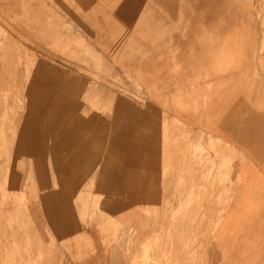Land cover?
<instances>
[{
	"label": "crops",
	"instance_id": "1",
	"mask_svg": "<svg viewBox=\"0 0 264 264\" xmlns=\"http://www.w3.org/2000/svg\"><path fill=\"white\" fill-rule=\"evenodd\" d=\"M0 7L8 21L23 20L25 15L30 21L36 10L60 26V46L69 37L77 44L70 53L86 49L92 55L87 57L88 65L67 61L58 52L52 53L45 39L33 41L28 33L23 34L30 39L17 67L23 80V101L62 102L66 111L59 115L47 109L27 115L26 109L14 106L13 111L10 106L0 110L13 119V127L7 126L6 144L0 140V166L11 167L4 177L8 190L29 201L38 199L27 205L30 214L39 222L42 217L61 240L71 264H133L139 254L123 250L125 225H143L146 215L166 212L164 207L176 211L173 199L181 197L180 192L170 188L159 193L153 185L146 190L143 182L149 184L150 179L141 173L143 130L161 134L164 117H175L185 128L202 131L205 145L208 134L218 137L221 146L237 157L242 181L263 183L258 192L246 193L237 205L235 200L230 204L237 214L230 220L227 208L226 217L215 229L214 252L206 253L201 240L205 252L179 255L175 264H264V0H0ZM96 57L102 63V75L96 71ZM78 69L86 71L85 77L77 74ZM116 74L118 81L112 80ZM139 84L149 91L139 89ZM89 89L97 93L85 94ZM112 95L119 101L114 143L109 142L108 124L115 111L105 109L101 124L93 110L96 101L106 105ZM67 117H87L88 135L71 143L54 141L53 137L81 134L83 122L77 119L76 126L68 129ZM22 128L26 152L18 151L23 148L18 137ZM167 134V143L174 149V133L169 130ZM152 143L146 142L147 149L156 148ZM128 144L141 152L135 159L128 155ZM111 146L119 152L111 154ZM59 151L80 153L69 157ZM22 159H30L31 180L27 183L26 174L14 168ZM62 166H70L71 178L64 177L59 170ZM84 166L88 171L78 173ZM69 180L106 187L101 196L118 199L106 204L112 219L91 224L80 221L71 188L63 184ZM21 182L26 184L20 187ZM250 200L258 202V209L262 203L260 214L253 218L248 215ZM19 204L17 200L9 203L11 213L15 214ZM115 220L120 244L105 252L106 237L100 229ZM149 226L144 234L151 236ZM210 228L205 224L202 232ZM18 251L13 249V253ZM23 253L25 257L18 262L30 263L26 248Z\"/></svg>",
	"mask_w": 264,
	"mask_h": 264
},
{
	"label": "rangeland",
	"instance_id": "2",
	"mask_svg": "<svg viewBox=\"0 0 264 264\" xmlns=\"http://www.w3.org/2000/svg\"><path fill=\"white\" fill-rule=\"evenodd\" d=\"M22 10L24 11V7H22ZM3 13L4 10L0 7V110H5L6 106H10L12 107L10 110L13 111L14 106L15 109H26L28 111L27 115H30L34 111L46 112L47 109H54L60 115V112L66 111L65 103L38 104L30 103L27 100L23 101V80L21 76H18L20 70L17 67L22 64L26 55L25 52L28 51L25 43L30 45V39L38 42L42 41L41 38L45 39L48 44L47 47L52 53L58 52L65 60L83 65H88L87 57L92 58V55L86 49L80 53H70V50L74 46L76 47L77 44L70 42L69 37L63 38V44L60 46V39H58L61 32L60 26L58 27L53 21L46 19L36 10L32 11V13L36 14L33 19L30 18V21L28 20V17H30L28 15L22 16L23 20L21 18L18 21H8L2 15ZM64 30L68 31L67 27ZM22 31L24 32L22 33ZM26 33L31 36L30 39L23 37V34ZM31 45L33 44L31 43ZM95 61L96 63L98 62L95 66L96 71H100L102 75L104 72L99 69L102 63L97 57ZM99 63L101 64L99 65ZM8 65H10L9 68ZM60 69L62 71L65 70L64 72L67 73L66 69ZM77 74L80 77H85L86 71L78 69ZM117 77L118 75L116 74L112 80L118 81ZM112 88L114 87L112 86ZM138 88H144L147 92L149 91L148 87H143L140 84ZM87 92L97 93L96 90L90 89L85 91V94ZM108 102L105 105L104 102L99 103V101H96L93 110L101 124L100 116L103 115L105 109L115 111L111 117L112 121L110 119L111 124H108L111 127L112 134L109 136V142L114 143L116 140H113L114 128L118 126L117 120H119L118 117H115L119 110V101L115 100L112 95L110 102ZM1 115L3 116L1 117ZM43 115L46 114L42 113V117L45 120L47 117ZM10 119L4 113H0V140L2 141L1 138H3L4 144H6L7 126L11 125L13 127V119ZM77 119L83 122L81 134H76L75 137L68 134L64 139L53 137V140L59 141V143L61 141L71 143L78 136L85 138L88 135L86 130L87 117L82 119L67 117V128L70 129L76 126ZM115 119L116 123H114ZM47 125L49 123L45 127ZM160 126L161 134H153L150 130L145 133L147 130L144 129L142 140L140 139L143 143L141 173L144 178L148 176L150 179L149 184L148 182H143V188L148 190L150 185H153V187L158 189L159 193L171 188L179 191L181 197L173 199L175 212L170 207H164V209H167L166 212L146 215V223L144 222L143 225L137 227H130L129 222L125 225L123 221V225L127 227V234L123 235V250L127 254H139L133 264H175V260L179 255L198 254L204 251V249H201V240L205 242L206 253L214 252V243L212 242L215 238V229L218 223L226 217L227 208L230 212V214H227V219L231 216L234 218L237 214H234V208H229L230 204L235 200L237 205L240 196L244 198L246 193L254 194L258 192L263 184L258 181H242L240 167H237L235 162L237 157L234 152L221 146L218 137L208 134V142L205 145L202 131L197 133L191 128H185V124L175 117H164L160 122ZM15 127L14 137L17 133L18 124ZM169 130L174 133L173 137L176 140L173 146L174 149L167 143ZM9 132L10 135L12 132L11 130ZM24 133L25 129L22 128L18 137L23 148L18 151L26 152L25 143H22V139L26 136ZM146 142H153L152 145L156 146V148L147 149L149 145ZM129 147L128 144L126 146L128 155L130 153V157L135 159L138 153L141 152L135 145L131 149ZM117 149L111 146V154L119 152ZM59 152L68 153L69 157L78 156L80 153L77 151L73 153L71 151ZM3 162H5V158ZM14 168L19 173L21 172L22 175L26 174V183L30 182L31 177L28 175L31 170L30 159L20 160L15 164ZM10 169L11 167L6 165V163L0 166V264H22L18 262V258L21 257L23 259L25 257L23 253L25 248L30 259V263L27 261L26 264H71L68 257L69 251L63 247L61 240L56 237L52 230L46 227L42 217V222H39L30 214L27 205L33 202L38 203V199H30L29 201L23 194L15 195V193L8 190V184L4 181V177L7 172H10ZM59 170L63 172L64 177L71 178L70 166L59 167ZM87 171L84 166L80 167L78 173L85 174ZM22 183L26 184L21 182L20 187H22ZM63 184L71 188L74 197L73 203L78 208H76L75 213L80 221L91 224L96 220L101 222L106 218V221L112 219L113 215L108 211L106 204L108 200L115 201L118 199H114V197L110 199L103 198L101 193L106 187L103 188L102 185L92 181L69 180L63 182ZM52 186H57L56 182H52ZM165 195L163 193L162 200H165L164 205L168 206L170 203H167ZM15 200L20 204L17 208L15 207L16 212L13 214L10 211L9 203ZM102 201H104L103 204ZM257 203L250 200L248 211H251V213L248 215L251 218L259 215L262 210V203L259 209ZM151 221L152 224L150 223ZM149 224L153 229L151 236L144 234L149 229ZM205 224L207 227L210 224L211 227L206 233L202 232ZM118 227L117 220H115L111 224L105 225L104 228L102 227L103 230L102 228L100 229L104 234L103 238L106 237L104 241L105 252H110L113 244H120ZM83 240L86 242V239ZM13 249L19 250L18 253H13ZM5 250L8 253H5ZM117 250L115 249V252ZM156 254L160 257H153Z\"/></svg>",
	"mask_w": 264,
	"mask_h": 264
},
{
	"label": "bare ground",
	"instance_id": "3",
	"mask_svg": "<svg viewBox=\"0 0 264 264\" xmlns=\"http://www.w3.org/2000/svg\"><path fill=\"white\" fill-rule=\"evenodd\" d=\"M114 258V257H113ZM113 260V259H112ZM118 262V261H117Z\"/></svg>",
	"mask_w": 264,
	"mask_h": 264
}]
</instances>
